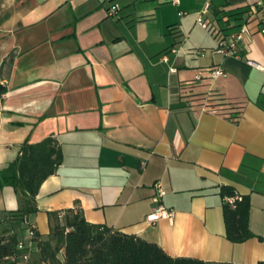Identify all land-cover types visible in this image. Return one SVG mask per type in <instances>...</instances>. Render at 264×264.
Returning a JSON list of instances; mask_svg holds the SVG:
<instances>
[{
	"label": "crops",
	"instance_id": "0c3cea01",
	"mask_svg": "<svg viewBox=\"0 0 264 264\" xmlns=\"http://www.w3.org/2000/svg\"><path fill=\"white\" fill-rule=\"evenodd\" d=\"M182 5L13 0L0 8V170L24 142L51 136L62 153L38 189V211L26 217L41 236L49 232L47 211L78 206L88 222L140 236L172 257L264 261V24H251L237 55H224L217 41L250 20L247 0H210L203 19L214 45L196 16L188 28L172 14ZM214 67L222 74L210 77ZM196 76L202 89L243 102L238 121L180 107L183 82ZM156 183L171 221L145 220L157 205ZM222 186L249 199L254 236L243 242L225 237ZM19 203L0 186V215Z\"/></svg>",
	"mask_w": 264,
	"mask_h": 264
},
{
	"label": "trees",
	"instance_id": "16d2710c",
	"mask_svg": "<svg viewBox=\"0 0 264 264\" xmlns=\"http://www.w3.org/2000/svg\"><path fill=\"white\" fill-rule=\"evenodd\" d=\"M231 1L243 0H227L228 3ZM198 81L183 82L181 88L187 93L179 95L180 107L202 106L215 110L232 122L238 121L243 102L230 99L216 89H202L205 84ZM3 91L0 87V94ZM61 160L60 146L51 136L37 142H24L15 159L0 170V186H10L20 199L19 207L6 211L4 215L15 219L22 228L32 225L26 217L38 211V189L44 179L55 173ZM235 192L232 187H221L224 196H233ZM249 210L250 202L246 196L233 204L224 202L225 237L229 241L239 243L254 236L248 224ZM47 217L49 232L46 236H41L35 227L32 228L31 238L36 244L41 264H233L172 257L158 244L140 236L88 222L78 206L47 211ZM20 242L13 230L0 233V264H17L19 259L27 260L24 259L27 247H19ZM257 264H264V261Z\"/></svg>",
	"mask_w": 264,
	"mask_h": 264
},
{
	"label": "built area",
	"instance_id": "2783aa9c",
	"mask_svg": "<svg viewBox=\"0 0 264 264\" xmlns=\"http://www.w3.org/2000/svg\"><path fill=\"white\" fill-rule=\"evenodd\" d=\"M173 4L178 5L179 0H171ZM247 6L248 9V15H249V21L243 23L240 26V29L231 36L227 37H220L217 41V46L215 48L216 53L224 54V55H237L238 53V44L239 42L244 38V36L250 32L252 29L251 24L254 23L255 26L258 24H264V12L259 15V12L261 9H264V2L261 0H247ZM210 7V0H206L203 7L197 12L196 14V22L201 25L202 27H207V22L203 19V15L208 12V9ZM118 9L117 5H113L109 13L114 14L116 10ZM181 14H184L185 12L180 11ZM252 19V20H251ZM261 31L264 32V27L261 28ZM179 46H174L172 48V51L177 52ZM198 52H201L202 49H198ZM171 71H175V69H171ZM222 74V69L220 67H214L210 70V77H217L218 75ZM196 80H201L200 76H196ZM155 193L152 197V200L157 204L156 207L146 215L145 220L148 223H154L159 219H167L171 221L174 216V211L170 208H166L161 203V197L164 195V191L159 186L158 183L154 185ZM242 195L235 192L233 196H225L224 201L229 202L230 204H233L235 200H241ZM33 225H29L26 229L27 234L31 238L33 235ZM19 247H23V243H19ZM24 259H28V255H24Z\"/></svg>",
	"mask_w": 264,
	"mask_h": 264
},
{
	"label": "rangeland",
	"instance_id": "374dc122",
	"mask_svg": "<svg viewBox=\"0 0 264 264\" xmlns=\"http://www.w3.org/2000/svg\"><path fill=\"white\" fill-rule=\"evenodd\" d=\"M13 0H0V8H3V6L8 5V2H11ZM25 0H16V2L19 3H23ZM201 1V0H200ZM183 5L182 8L179 9V11H172V14H176L177 18H183L184 21V25L185 27L187 26L189 28V26L191 25L190 22V18L193 16V18H195L196 13L199 11H197L195 14H192V9L193 7L195 8L196 5L198 4V0H182ZM224 2V0H211V3L214 6H218L219 4H222ZM173 4V3H172ZM185 4V5H184ZM187 10L184 14L180 13V10ZM6 14V13H4ZM174 14V16H175ZM210 14V17L212 18V14ZM213 20V18H212ZM215 25H219L218 22L220 21H215ZM221 23V22H220ZM189 25V26H188ZM221 25H223V23H221ZM181 26V25H180ZM199 27H202L201 25L198 24ZM182 28V27H181ZM204 28V27H202ZM203 31L205 32V36L204 33L202 34L204 37H206L213 45H214V39L212 38L211 34L209 33V31H207L205 28L203 29ZM187 35V32L185 31L183 33V37ZM208 52H212V49L207 48L206 49ZM13 230L17 236L18 239L23 243L24 246H26V254L28 255V259L22 260L19 259L17 264H41L40 260H39V252L37 250L36 244L34 242V240L32 238H30L27 234L26 228H22V226H20L18 224V222L13 219L10 216L7 215H0V233L1 232H5V231H11ZM59 257H61V254H58Z\"/></svg>",
	"mask_w": 264,
	"mask_h": 264
}]
</instances>
